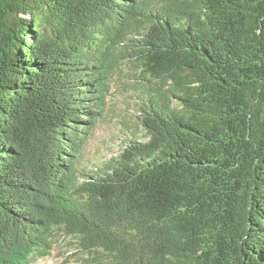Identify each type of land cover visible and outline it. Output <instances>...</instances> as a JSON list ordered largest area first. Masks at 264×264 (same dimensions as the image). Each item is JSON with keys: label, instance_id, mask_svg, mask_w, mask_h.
I'll return each instance as SVG.
<instances>
[{"label": "trees", "instance_id": "16d2710c", "mask_svg": "<svg viewBox=\"0 0 264 264\" xmlns=\"http://www.w3.org/2000/svg\"><path fill=\"white\" fill-rule=\"evenodd\" d=\"M125 65L141 130L84 165ZM62 238L84 264H264V0H0V264Z\"/></svg>", "mask_w": 264, "mask_h": 264}, {"label": "rangeland", "instance_id": "374dc122", "mask_svg": "<svg viewBox=\"0 0 264 264\" xmlns=\"http://www.w3.org/2000/svg\"><path fill=\"white\" fill-rule=\"evenodd\" d=\"M136 74L134 69L125 65L115 76L103 117L89 135L90 141L83 155L84 164L91 166L102 163L105 158L117 153L120 138L127 126L141 130L137 108L142 98L139 95H142L145 89V80L138 78ZM61 241L49 256L40 258L33 264H81L77 259L78 255H70L72 252L76 253V250L70 251L64 243L68 240L62 238Z\"/></svg>", "mask_w": 264, "mask_h": 264}]
</instances>
